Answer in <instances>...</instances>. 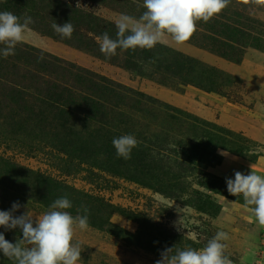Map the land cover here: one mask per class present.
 <instances>
[{
	"label": "rangeland",
	"instance_id": "rangeland-1",
	"mask_svg": "<svg viewBox=\"0 0 264 264\" xmlns=\"http://www.w3.org/2000/svg\"><path fill=\"white\" fill-rule=\"evenodd\" d=\"M58 3L82 7L114 26L121 14L139 19L143 13L135 0H41L34 14L42 20L40 29L28 26L15 54L0 55V160L19 169L15 176L0 172V211L19 202L13 215L26 212L39 219L62 195L71 201L66 211L74 217L86 207L89 227L73 237L81 247L77 264H156L165 249L172 248L170 255L176 249L199 250L221 230L229 236L223 243L232 264H264V228L250 222L242 197L230 195L226 186L237 171L264 175V8L232 0L207 23L198 21L184 44L170 37L157 43L198 62L193 79L173 83L155 64L142 65L138 73L124 66L123 53L105 56L97 39L98 47L80 50L56 38L51 25L63 24L60 11L44 6ZM12 13L21 23L33 14ZM223 23L229 24V37L210 36ZM40 53L167 108H131L129 99L126 107H117L110 101L109 126L99 118L67 125L52 105L34 101L43 81H54L25 61L35 62ZM169 55L158 51L164 62ZM10 89L25 90L31 100L19 116L5 102ZM125 134L147 151L139 154L135 147L130 159L118 158L112 141ZM105 143L111 144L107 153L98 152ZM0 232L12 243L22 238L18 228L0 227ZM0 264L15 262L0 253Z\"/></svg>",
	"mask_w": 264,
	"mask_h": 264
},
{
	"label": "clouds",
	"instance_id": "clouds-1",
	"mask_svg": "<svg viewBox=\"0 0 264 264\" xmlns=\"http://www.w3.org/2000/svg\"><path fill=\"white\" fill-rule=\"evenodd\" d=\"M231 2L232 0H143L145 11L139 19L121 14L115 20L116 39L110 38L107 33L98 37L100 51L111 57L118 48L151 49L163 42L165 37L182 45L192 37L198 21L207 23ZM238 2L264 8V0ZM32 23L31 16L26 15L21 23L20 18L12 12L0 11V45L4 46L0 48V55L4 58L14 55L16 45L25 39L26 30ZM51 27L62 38H71L74 31L70 21L62 25L53 23ZM112 144L117 157L128 160L138 141L133 135L125 134L114 138ZM221 155L227 156L228 153L222 152ZM226 186L230 195L242 197L244 208L250 214V222L264 228V175L254 171L245 175L237 171L234 179H226ZM20 207L19 202H14L10 210L0 211V227L6 231L18 228L22 233V238L12 243L0 232V253L15 264H77L81 258V247L79 243H73V237L77 230L88 229V209L82 206L74 217L66 211L72 207L71 201L62 197L56 199L39 219H34L26 212L19 216L13 215ZM81 210L83 215L79 214ZM228 238V233L221 230L199 250L190 247L176 249L170 255L172 248L165 249L156 264H232V260L225 255L226 246L223 243Z\"/></svg>",
	"mask_w": 264,
	"mask_h": 264
},
{
	"label": "trees",
	"instance_id": "trees-1",
	"mask_svg": "<svg viewBox=\"0 0 264 264\" xmlns=\"http://www.w3.org/2000/svg\"><path fill=\"white\" fill-rule=\"evenodd\" d=\"M3 1L0 4V9H4L8 5V11L22 10L28 11L32 14L33 23L29 26L32 28L40 27L42 20H37L34 17L38 7H41V0H0ZM139 2V11L142 13L145 9L143 7V0H135ZM92 4H101L103 0H88ZM47 9L56 8L60 11L58 23L71 22L74 31L71 38H62L60 35H55L56 38L61 39L67 44H71L80 50H91L94 47H98V37H102L104 33H107L110 38L116 39L117 28L111 23H106L104 19L93 16L90 13H86L82 7H74L73 4H57L50 5L45 4ZM143 14V13H142ZM223 19V17H221ZM62 25V24H61ZM229 24L223 23L216 25L211 30L210 36L214 37H229ZM40 29V28H38ZM208 29H211L210 27ZM48 32V31H47ZM50 33V32H48ZM195 33V32H194ZM236 34H242L237 32ZM213 38V37H212ZM215 41L214 39H212ZM227 47H222V50ZM158 51L169 53V59L162 61L158 57ZM121 52L125 55L123 61L124 66L126 65L129 69L137 70L138 73L142 65L155 64L158 71L165 74L167 80L173 81V83H179L183 80L193 79L191 76L194 67L198 66V62L195 59H191L181 53L174 52L163 46L156 45L151 49H140L138 53L135 50H123L118 48L116 53ZM42 56L35 58V62L28 61V57H25V61L28 64H33L38 70V73L48 78L47 80H54L52 82L43 81L44 88L42 91L36 93L34 98L35 102L48 103L54 108V112H57L58 117L67 125L73 124L75 120L80 118L83 124H87L88 121L96 120L97 118L102 119L104 125L109 126V123L105 121L106 114L108 113V104L113 102L117 107L125 106L127 100H132L133 107L136 108L143 106H159L161 109L166 110V106L158 102L157 100L146 96L140 92H134L131 89L120 86L116 83L107 81L105 78L100 77L96 74L80 69L73 64L66 63L60 59L52 56H48L44 53H40ZM38 54V55H40ZM42 57V59H40ZM18 58V57H17ZM141 73V72H140ZM190 75V76H189ZM164 76V77H165ZM148 78L156 79V75L149 76ZM161 80V79H160ZM193 83V82H191ZM7 98L5 102L11 106L14 115L19 116L18 113H25L29 109V103L31 100L28 99L29 95L25 90L10 89L6 93ZM127 97V98H126ZM28 117V116H27ZM64 118V119H63ZM84 118V119H82ZM104 119V120H103ZM111 144L105 143L103 147L98 149V152L107 153ZM139 154L146 152V147L137 145ZM135 149V150H136ZM97 150L92 149L91 153H96ZM140 158V156L138 157ZM19 169L16 164L9 163L7 161L0 160V172L6 173L8 176H15L18 174ZM42 179V178H41ZM44 182L46 180H40ZM51 186H47L50 188ZM56 189L60 187L56 186ZM66 197L64 195L59 198Z\"/></svg>",
	"mask_w": 264,
	"mask_h": 264
}]
</instances>
